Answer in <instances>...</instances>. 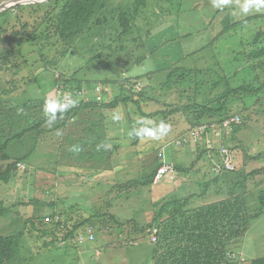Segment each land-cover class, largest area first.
Wrapping results in <instances>:
<instances>
[{
	"label": "rangeland",
	"instance_id": "rangeland-1",
	"mask_svg": "<svg viewBox=\"0 0 264 264\" xmlns=\"http://www.w3.org/2000/svg\"><path fill=\"white\" fill-rule=\"evenodd\" d=\"M7 1L0 0V5ZM50 1L36 0L0 12L2 101L15 95L17 102L29 99L35 107L50 100H71L78 106L88 101L108 103L123 94L137 100L141 113L149 115L187 103L215 107L214 100L226 87L253 93H241L240 99L228 103V115L240 117V128L225 129L223 122L207 121L203 124L208 130L199 139L192 137L196 128L181 113L166 121L161 115L146 118L131 103L110 114L82 112L75 121L78 138L70 128L60 138L57 133L44 135L33 155L21 162L25 168L17 167L11 181L0 184V202L12 211L0 215V236L24 231L19 256L9 264H154V238L138 229L165 203L193 195L188 208H197L243 194L248 210L260 207L264 59L251 61L247 56L256 49L252 42L264 29V20L226 33L223 23L263 15L264 8L244 14L243 0H228L221 7H215L214 0H147V7L133 15L136 0H108L95 16L99 26L94 20L75 41L63 43L55 33V16L63 1ZM120 19L130 28L127 34L122 33ZM179 67L200 73L182 75L166 90L162 85L167 74ZM161 121L170 126L167 135L159 140L138 138L139 144L133 146L141 127ZM10 124L0 121L3 134L15 131ZM91 128L100 137L82 144L81 135ZM32 137L14 142L8 154L14 159L25 155ZM225 148L233 165L228 174L216 171ZM160 153L173 166L171 178L153 180L147 187L133 184L147 181L156 171ZM34 201L44 206H34ZM85 220L91 221L79 228ZM249 227L264 237V217ZM88 228L92 241L85 233ZM249 242L254 243L243 238L229 246L234 261L248 264L264 256L252 253Z\"/></svg>",
	"mask_w": 264,
	"mask_h": 264
},
{
	"label": "trees",
	"instance_id": "trees-1",
	"mask_svg": "<svg viewBox=\"0 0 264 264\" xmlns=\"http://www.w3.org/2000/svg\"><path fill=\"white\" fill-rule=\"evenodd\" d=\"M62 5L58 8L55 16V33L59 40L63 43H70L79 38L85 29L95 20L97 26L100 25V20L95 16L99 9H101L105 2L108 0H62ZM165 3H170L174 0H158ZM58 0H52L48 3ZM41 7L40 5H38ZM36 6V7H38ZM147 7V0H136L134 2L133 15H137L139 10ZM264 20L263 15H255L245 18L239 22L231 25L223 23V32H229L232 29H241L250 22L255 20ZM120 27L123 34L130 31L124 22L119 20ZM253 47L256 48L247 58L251 61L264 59V29L259 30L254 39ZM15 68V65H14ZM180 72V77L175 76ZM199 69H185L184 67L176 68L166 76V81L162 86L166 90L172 89L175 84L174 79L182 80L183 76H192L199 74ZM16 83V82H15ZM14 83V84H15ZM76 87L75 90H78ZM259 90V89H258ZM244 87L226 89L214 100V106H203L197 103H187L185 105L171 106L170 109H163L146 115L141 113L139 102L131 97L120 94L108 103L99 104L97 101H88L78 106L72 105L64 113H57V119L53 123H49L46 115L43 112V106L36 104L31 105V100H25L20 103L19 97H10V101H2L0 97V121H10V127L14 126V132H7L3 134L2 130L5 126H0V184L6 185L13 178L17 164L22 161L28 160L34 153L35 148L40 143V139L44 135L66 133V129L70 128V133L75 134L78 138L74 128L76 127L75 121L79 118V114L86 111H98L104 113H113L119 110L120 107L124 108L128 104H133L146 118H154L161 115L162 120L176 115L182 114L190 123L191 128H196L204 125V122L213 121L214 123L221 124L225 119L232 116L228 115L227 108L231 99H240L241 93H248ZM258 93V91L254 92ZM8 98V97H7ZM11 104L12 106H8ZM30 104V105H29ZM3 111L4 113H2ZM34 111L39 116L34 117ZM192 115V117H191ZM101 119L99 121H102ZM163 121V122H165ZM77 122V121H76ZM29 124L27 127L26 124ZM239 125L233 126L235 129L240 128ZM93 128V127H92ZM87 130L81 140L85 145H90L89 142H96L100 137L96 128ZM72 131V132H71ZM32 146L29 151L16 159L8 154L9 147L14 142H20L25 137L26 140L32 136ZM79 136V137H81ZM134 134L133 146L139 144V137ZM62 137V136H61ZM69 139V138H68ZM89 139V140H87ZM91 146H94L92 144ZM257 156L252 157L256 159ZM160 167L152 173L149 179L143 183L134 182L133 184L141 187L150 186L154 180V176ZM182 172V171H180ZM232 172V171H231ZM230 173L229 171L224 174ZM223 174V173H221ZM193 195L187 196L184 199H173L165 203L154 214L151 221L143 228L138 229L142 233L154 238V248L152 251V261L154 264H239L231 258L229 253V246L236 241L242 240L248 231L250 223L264 214V193L258 196L259 208L255 211L248 210L246 199L243 194H237L197 208H188ZM24 203L20 205L23 206ZM44 203L34 201L33 205L43 207ZM12 212L10 208L4 207V203L0 202V215ZM37 215L34 214L35 217ZM39 218V217H36ZM85 220L79 225L90 222ZM27 222L25 223L26 227ZM93 224V223H89ZM34 226L33 224L31 225ZM24 227V228H25ZM24 237V231L18 232L14 235L0 236V264H9L18 258L20 253V240ZM72 237V233L67 235L65 239ZM248 264H264V258L253 259Z\"/></svg>",
	"mask_w": 264,
	"mask_h": 264
},
{
	"label": "clouds",
	"instance_id": "clouds-1",
	"mask_svg": "<svg viewBox=\"0 0 264 264\" xmlns=\"http://www.w3.org/2000/svg\"><path fill=\"white\" fill-rule=\"evenodd\" d=\"M227 3L228 0H214L215 7H221ZM261 8H264V0H243L241 12L247 14L253 9L259 11ZM73 104L74 102L71 100L68 102H61L58 100L46 101L43 106V112L46 115L48 122L51 124L56 121L58 112L61 114L64 113ZM115 119H119V117L117 116ZM168 131H170V126L161 121L158 125L152 127H141L140 130L136 132L135 137L159 140L162 136L167 135ZM73 151H79V149L73 148Z\"/></svg>",
	"mask_w": 264,
	"mask_h": 264
},
{
	"label": "built area",
	"instance_id": "built-area-1",
	"mask_svg": "<svg viewBox=\"0 0 264 264\" xmlns=\"http://www.w3.org/2000/svg\"><path fill=\"white\" fill-rule=\"evenodd\" d=\"M240 123H241L240 117L234 115L228 119H225L222 123V126L226 129L229 127H233L235 125H239ZM207 130L208 129L206 128L205 125L196 127L192 137L194 139H199L203 135L206 134ZM220 152H221V165L216 168L217 169L216 171L221 172L222 170H226V171L232 170L233 165H232V157H231L230 151L225 148V149H222ZM158 157L160 159V167L158 168L154 176L155 183L161 181L165 177L171 178V174H173V168H172L173 166L166 162L165 155L163 153H160L158 154ZM17 167L20 169L25 168V166L22 165L21 163H18ZM85 233L88 237V240L92 241L94 239L91 228L86 229Z\"/></svg>",
	"mask_w": 264,
	"mask_h": 264
},
{
	"label": "crops",
	"instance_id": "crops-1",
	"mask_svg": "<svg viewBox=\"0 0 264 264\" xmlns=\"http://www.w3.org/2000/svg\"><path fill=\"white\" fill-rule=\"evenodd\" d=\"M260 217H264V214L262 216H260ZM257 219H255V220H257ZM261 234L262 233L260 232V230H256V229L251 230L250 227H249L248 231L246 233V236L244 237V238H248V240L250 239V240L254 241V243L253 242L252 243L249 242V244L252 245V249H254L252 251V253H254V254L264 253V244H261V245L259 244L260 242L264 241V237L260 236ZM256 242H257V244H256ZM258 258H264V256L254 257V258H252V260L253 259H258Z\"/></svg>",
	"mask_w": 264,
	"mask_h": 264
},
{
	"label": "bare ground",
	"instance_id": "bare-ground-1",
	"mask_svg": "<svg viewBox=\"0 0 264 264\" xmlns=\"http://www.w3.org/2000/svg\"><path fill=\"white\" fill-rule=\"evenodd\" d=\"M16 1H20V0H8L7 2L4 3V5H6V8H9L10 6H12ZM36 0H21L22 4H30V3H34ZM42 2V1H40ZM17 167V166H16Z\"/></svg>",
	"mask_w": 264,
	"mask_h": 264
},
{
	"label": "water",
	"instance_id": "water-1",
	"mask_svg": "<svg viewBox=\"0 0 264 264\" xmlns=\"http://www.w3.org/2000/svg\"><path fill=\"white\" fill-rule=\"evenodd\" d=\"M21 4H22L21 0H20V1H16V2H15L12 6H10L9 8H12V7H15V6L21 5ZM6 9H8V8H6V5H4V3L0 5V12L5 11Z\"/></svg>",
	"mask_w": 264,
	"mask_h": 264
}]
</instances>
